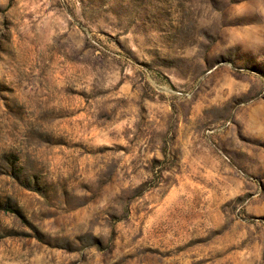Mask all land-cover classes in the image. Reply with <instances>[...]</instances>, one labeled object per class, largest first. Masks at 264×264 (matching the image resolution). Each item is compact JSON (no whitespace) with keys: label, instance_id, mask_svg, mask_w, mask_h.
I'll use <instances>...</instances> for the list:
<instances>
[{"label":"rangeland","instance_id":"374dc122","mask_svg":"<svg viewBox=\"0 0 264 264\" xmlns=\"http://www.w3.org/2000/svg\"><path fill=\"white\" fill-rule=\"evenodd\" d=\"M0 264H264V0H0Z\"/></svg>","mask_w":264,"mask_h":264}]
</instances>
